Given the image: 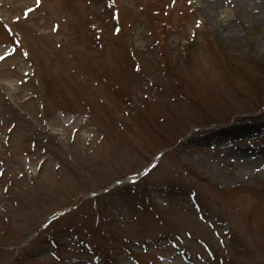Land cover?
<instances>
[{"label":"rangeland","instance_id":"rangeland-1","mask_svg":"<svg viewBox=\"0 0 264 264\" xmlns=\"http://www.w3.org/2000/svg\"><path fill=\"white\" fill-rule=\"evenodd\" d=\"M0 264H264L262 0H0Z\"/></svg>","mask_w":264,"mask_h":264},{"label":"bare ground","instance_id":"bare-ground-1","mask_svg":"<svg viewBox=\"0 0 264 264\" xmlns=\"http://www.w3.org/2000/svg\"><path fill=\"white\" fill-rule=\"evenodd\" d=\"M262 3H264V0H262Z\"/></svg>","mask_w":264,"mask_h":264},{"label":"snow or ice","instance_id":"snow-or-ice-1","mask_svg":"<svg viewBox=\"0 0 264 264\" xmlns=\"http://www.w3.org/2000/svg\"><path fill=\"white\" fill-rule=\"evenodd\" d=\"M30 11V10H29Z\"/></svg>","mask_w":264,"mask_h":264}]
</instances>
